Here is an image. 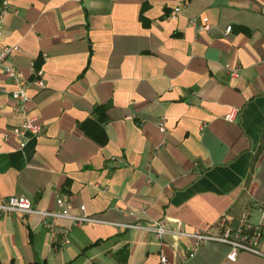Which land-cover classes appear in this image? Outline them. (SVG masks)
Wrapping results in <instances>:
<instances>
[{
	"label": "crops",
	"instance_id": "obj_1",
	"mask_svg": "<svg viewBox=\"0 0 264 264\" xmlns=\"http://www.w3.org/2000/svg\"><path fill=\"white\" fill-rule=\"evenodd\" d=\"M7 8L0 45H17L5 61L19 70L41 133L11 131L21 114L0 71V200L24 194L52 209L54 192L67 191L71 212L83 204L104 222L58 219L70 241L52 248L39 215H1L0 264H158L159 253L170 264H264L248 251L228 261L216 242L188 255L189 238L115 224L157 219L213 231L220 214L245 203L258 222L264 0H9ZM203 16L209 27L200 30ZM256 246L264 252V225Z\"/></svg>",
	"mask_w": 264,
	"mask_h": 264
},
{
	"label": "built area",
	"instance_id": "obj_2",
	"mask_svg": "<svg viewBox=\"0 0 264 264\" xmlns=\"http://www.w3.org/2000/svg\"><path fill=\"white\" fill-rule=\"evenodd\" d=\"M9 0H0V20L2 15L8 9ZM179 6H174L169 12L170 15H175ZM1 25V23H0ZM209 27L207 16L201 18V23L198 29L204 30ZM231 30V25L224 27L223 33L228 34ZM17 49L16 44H2L0 45V71L14 84V88L8 91L13 101L12 109L21 114L20 124L14 126L11 131L16 135L29 133L32 136L41 133V125L37 122L36 118L30 114L27 106L29 96L26 94V88L19 70L15 66L7 63L5 59L7 56ZM34 79L39 86H44V79H42V69L37 67L34 69ZM229 74L233 76L235 70H229ZM236 108H230L224 116L228 121H234L236 118ZM166 119L163 116H158L156 126L159 132L164 133L166 130ZM23 144L21 141L20 146ZM157 147V146H156ZM158 148V147H157ZM55 208H37L31 199L24 194H9L8 197L0 200V216L9 214L11 212L20 214H35L41 217L42 223L46 226L50 236L54 238L52 248L58 245L67 244L70 241L68 231L70 228H61L57 222L58 219H65L73 225H80L81 223H96L104 222L97 217L91 216L85 212L83 204L79 205V213H73L69 210V193L67 191L54 192ZM250 205L245 203L237 211L231 213H222L214 222L215 230L207 231L199 228L186 227L180 221H174L173 224L168 226L164 225L161 221L153 219L149 222H142L135 220L132 222L115 223L123 228H134L151 233L157 240L163 238H171L174 241L181 238H189L191 240L190 247L188 248V255L193 254L198 245L206 243H221L228 247V251L224 258L232 261L239 251H248L258 256L264 257V252L257 246V239L260 236L261 227L264 225V205H259V217L257 223H252L248 219ZM144 208H140L138 212H143ZM158 264H170L166 256L162 253L158 254Z\"/></svg>",
	"mask_w": 264,
	"mask_h": 264
},
{
	"label": "trees",
	"instance_id": "obj_3",
	"mask_svg": "<svg viewBox=\"0 0 264 264\" xmlns=\"http://www.w3.org/2000/svg\"><path fill=\"white\" fill-rule=\"evenodd\" d=\"M261 144H262V139H261V141L259 142V144L257 145V149H256V151H255V153L253 154V156H252V158H251V167H252V165L254 164V161L257 159V157H258V154H259V152H260V149H261ZM251 167H250V170H251Z\"/></svg>",
	"mask_w": 264,
	"mask_h": 264
}]
</instances>
